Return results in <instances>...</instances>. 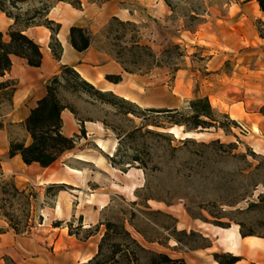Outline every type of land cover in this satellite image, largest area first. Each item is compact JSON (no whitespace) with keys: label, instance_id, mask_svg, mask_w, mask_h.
I'll use <instances>...</instances> for the list:
<instances>
[{"label":"rangeland","instance_id":"1","mask_svg":"<svg viewBox=\"0 0 264 264\" xmlns=\"http://www.w3.org/2000/svg\"><path fill=\"white\" fill-rule=\"evenodd\" d=\"M109 1H115L122 9L114 16L120 21L135 23L138 39L156 53L160 54L171 43L186 49V61L175 76L168 69H154L143 77L129 80L127 86L133 90L130 97L141 110L177 107L186 111L189 100L208 96L210 102L212 99L218 102L213 107L221 114H228L235 123L227 126V132L209 128L203 131V136L183 141L170 133L157 135L155 132L163 131L162 128L148 126L154 133L147 132L142 126L140 110L136 115L125 114L122 105L109 103L105 101L107 98L100 99L80 86V92H75L58 85L61 100L74 110L79 120L99 122L106 129L97 140L106 139L108 148L102 150L94 139L81 138L74 149L62 155L49 169L36 166L26 169L31 172L23 181L3 169L9 160L0 155L5 173L0 175V206H5L15 218L25 220V200L17 201L2 193L1 185L7 182L20 189L32 187V192L38 195L32 213V221L38 227L35 234L51 236L52 242L54 234L50 227L39 225L45 220V217L40 219L41 208L54 207L57 188L48 190V187L59 183L55 182L57 180H65L67 194L61 195L59 200L67 202L71 210L76 208L77 199L81 204L93 206L87 203V198L94 194L97 209L105 204L102 222L126 220L127 227L143 245L156 246L157 242H147L128 223L133 211L132 219L138 229L151 239L167 243L169 247L163 249L171 255L204 249L211 241L202 232L204 223L214 225L215 221H222L231 226L237 224L239 228L242 225L245 232L264 235V154L261 151L264 116L259 113L264 106V88L253 86V70L257 75L255 80L264 82L260 78L264 75V41L259 39L258 32L259 21L264 23V13L259 6L253 7V1L245 3L244 0H81L84 12L78 25L93 33L94 48L113 58L117 51L113 44L129 43L136 33L128 30L122 35L118 22L113 32H107L114 17L106 13ZM19 5L24 11L41 4L39 0H28ZM197 15L202 17L201 23L195 18ZM60 19L67 22L63 16ZM3 23L0 17V29L7 40L12 24L3 27ZM116 36L123 37L118 40ZM235 109L240 110L239 118L230 115ZM10 113L9 89L0 92V125L9 131L11 138L20 137L19 127L11 124ZM254 126L259 131H254ZM133 131V136H128ZM217 139L225 146L212 143ZM113 146L116 150L111 152ZM112 154H115V162L111 160ZM77 155L88 160L78 159ZM100 157H104V162H98ZM132 158H139L146 167ZM129 165L143 172L134 179L142 184L135 190V198L114 186V183L126 185L133 181L124 174ZM68 166L85 170L88 176L77 175ZM87 178L91 182H87ZM80 185L84 192L82 188L78 190ZM4 199L10 200L13 206ZM251 202L257 205H250ZM72 221L73 231L85 235L86 229H76L79 218ZM99 229L104 233L105 226ZM192 230L195 233L190 234ZM41 244L42 240L35 236L31 241L22 242L18 248L19 261L28 264L22 259L39 254L43 247L50 261L56 264L52 245Z\"/></svg>","mask_w":264,"mask_h":264},{"label":"trees","instance_id":"2","mask_svg":"<svg viewBox=\"0 0 264 264\" xmlns=\"http://www.w3.org/2000/svg\"><path fill=\"white\" fill-rule=\"evenodd\" d=\"M5 1L7 3H5ZM27 1L28 0H0V10L6 13L7 17L13 19V24L9 27L7 33L9 39L6 40L4 33L0 30V92L10 89L11 106L12 97L17 87V81L15 79L6 78V75L11 70L13 64L12 57L17 56L24 58L28 65L32 67L41 66L43 60L41 45L26 33L27 29L35 26L47 27L51 31L49 47L51 48L54 58L60 60L63 53L62 44L58 39L61 23L51 19L49 13L59 2L70 3L76 8H81L82 4L81 0H39L40 6L23 11L19 4ZM256 1L260 10L264 11V0ZM166 2L170 6L169 2ZM195 18L200 20V23L203 20L200 15L195 16ZM115 22H118L120 26L119 30L123 33L122 35L128 30L136 33L133 36L134 40L129 43L127 42L124 45L113 44L117 47L114 59L123 66L126 72L145 75L149 74L154 69H168L171 74L175 76L177 72L183 68L187 56L186 49L183 46L178 43H171L158 54L151 46L142 43L140 39H138V31L135 28L137 26L130 20L120 21L114 16L107 27V32H113L116 29ZM258 32L259 36L264 39V23L262 21L258 23ZM122 37L123 36H116L118 40H121ZM93 41L94 35L86 27L80 25H72L70 27L69 42L76 50H87L93 44ZM72 78L75 80L73 83L71 81ZM106 78L115 83L121 81V75H107ZM58 85L75 92H80V86L100 99L105 100V98H107L108 100L105 101L109 103L122 105L125 109V114L131 113L136 115L137 110H140L142 113L140 117H142L144 121L142 126L146 127L149 133L154 132L152 129L147 128L148 126L162 128L163 131L155 132L160 136H164V133H170L164 129H168L175 125L185 127L186 131H204L209 130V128H215L216 130L223 129L227 132V126L230 123H235L234 120L229 118L228 114H221L214 108L208 96H197L189 100L186 111L177 107H149L141 110L136 102L119 96L113 91H104L97 88L94 84L82 77L73 66L64 64L61 65L59 72L49 79L46 85L45 95L37 100L36 106L30 110L29 115L21 123L29 133L31 141L27 143L24 139L11 138L8 151L9 158L20 155L26 165L37 163L42 167H49L59 160L65 152L74 149L82 137H86V130L82 120L81 134L70 137L63 134V119L61 116L63 110L69 109L74 114L75 112L61 100L58 93ZM259 113L264 116V106L260 108ZM152 114L155 116L151 117ZM167 124H171V126L166 127ZM0 129H3L2 125H0ZM133 133L134 131L129 132L128 136L132 137ZM188 139L190 138L182 140L188 141ZM212 143H220V141L217 139ZM220 146L223 147L225 144L220 143ZM114 157L115 154L112 155L111 160L113 162H115ZM132 159L137 162L139 161V164H143V166L146 167L145 162H142V160L140 161L139 158ZM129 167L133 166L129 165ZM0 175L4 176L1 159ZM65 186H67L65 183H52L49 185L48 190L50 188H57L54 194V196H56L59 191L64 190ZM1 189L2 193L11 195V197L17 201L25 200V210L27 211L25 220L15 218L13 214L5 209V206H0V210L2 211L0 218L5 219L9 227L13 229L16 234H26L34 226L32 213L34 202L38 198L37 193L32 192V187L20 189L15 184L7 182L1 185ZM4 200L9 203L10 207L13 206L10 200ZM133 203H136V201H133ZM250 205L255 206L257 203L251 202ZM146 207L150 208L151 206L147 205ZM134 215L135 212L132 211L128 223L134 227L137 232L141 233L147 242H157L164 247H169L167 243L151 239L141 232L133 222L132 218ZM40 219H42V216H40ZM72 222L73 221L67 223L69 233L77 235L83 240L97 233L101 225L105 226V231L98 243V249L95 255L89 260L79 264H186L184 257H173L165 251L153 250L143 245L127 227L126 220H107L105 222L101 221L96 225L84 227L82 216H80V223L76 229H86V234L83 236L73 231ZM62 224L63 222L60 220L53 222V226L55 227L61 226ZM213 224L224 228L231 227L230 223L222 221H215ZM239 231L242 236L256 235L264 237L263 234L254 231L245 232L242 225H240ZM2 232V229H0V233ZM182 232L187 233L185 230H182ZM193 233L195 232L192 230L190 234ZM177 241L180 242L178 238ZM208 246H211V241L205 247ZM213 256L218 264H235L240 260L239 256L230 252H215ZM12 264L16 263L12 262Z\"/></svg>","mask_w":264,"mask_h":264},{"label":"crops","instance_id":"3","mask_svg":"<svg viewBox=\"0 0 264 264\" xmlns=\"http://www.w3.org/2000/svg\"><path fill=\"white\" fill-rule=\"evenodd\" d=\"M252 1L253 7L258 5L256 0L245 1V3ZM105 7L107 11L106 13L109 14V16H118L122 11L115 1H109ZM83 12V9L76 8L70 3L60 2L55 5L49 13V17L51 19L61 23L58 39L62 44L63 53L60 60L54 58L51 48L49 47L51 31L45 26L31 27L26 31L29 36L41 45L43 53L41 66L32 67L28 65L24 58L17 56L12 57L13 64L10 72L7 73L6 78L15 79L17 81V87L12 97L10 113L12 124L19 127L21 131L20 137L15 139H24L27 143L31 141L29 133L25 130L21 123L29 115L30 110L36 106L37 100L45 95L46 85L49 79L59 72L61 65L65 64L73 66L82 77L101 90L113 91L116 94H118V92H123L128 96H130L131 91L133 92V90L127 86L129 80H134V77H143L141 74L126 72L117 60L94 48L93 45L85 51H78L70 44L69 29L72 25H78L77 22L81 20ZM260 12L264 13V11L261 10ZM61 16H63L68 23H65L62 19H60ZM8 19L9 18L6 17L4 20L5 22H3L6 23L7 21L6 25L13 24V20L10 21ZM30 31L33 32V35L30 34ZM40 35L44 37V43L40 41ZM259 39L264 41L261 37H259ZM255 73L256 72L253 70V86H258L263 89L264 82H257L255 80L257 77ZM107 75H121V81L118 83L112 82L106 78ZM260 78L264 79V75H260ZM218 108L221 107L218 106ZM61 116L63 119V134L69 137L81 134V120H79L74 113H72L69 109H65L63 110ZM83 125L86 130V137H82L83 140L94 139V142L97 143V136L103 132L106 133V129L99 122L84 120ZM10 140L11 135L9 131L4 128L0 129V155L7 156L9 160V163L7 164L9 168L6 169L3 166V169H5V171L7 170V173L17 175L15 177L16 179L17 177H20V181L29 177V172L31 171L28 172L26 169L36 166L40 169L46 170L58 161L57 160L49 167H42L37 163L26 165L20 155L9 158L8 151ZM103 141L107 142L106 139H103ZM261 151L264 154V142L262 144ZM82 175L85 177L88 176L85 170H82ZM89 177H92V174H89ZM87 182H91L90 178H87ZM77 188L79 191H85L81 185ZM64 192L65 190L58 192L56 200L54 201V207L41 208V216L45 217V220L39 225L50 227L52 233L54 234L52 242L51 236L35 234V230L38 229L36 225H34L26 234L18 235L9 227V224L5 219L0 218V229L3 231L0 233V264H12V262H15L16 264H24L19 261L17 257V255H20L18 248L22 242L31 241L33 236L42 240L43 244H41V246L52 245L53 254L57 260L56 264H79L84 262V259H89L95 255L103 230L99 229L97 233L93 234L88 239L83 240L77 235L69 233L67 223L76 217L79 218L82 216L84 227L96 225L101 221L102 208L99 207L97 209L98 205L95 203L92 204L93 206L81 204L80 200L77 199L76 208L71 210V206L68 207L67 202L59 200L61 195H65ZM58 202H60L62 206L61 215L55 211ZM56 220L62 221L63 224L58 227L53 226V222ZM203 225L204 228H202V232L211 238V246L205 247L201 251H178L175 252V254L170 255L173 257H184L186 264H218L213 254L215 252H230L240 257V260L235 264H264V248L259 246L251 247L245 242L250 235L241 236L239 234V228L236 229L243 248H240L238 252H235L228 248L227 244L221 242V235L223 232L219 230L218 227L206 223ZM232 228L233 225L229 229ZM41 248L44 250L43 247ZM151 248L157 251H165L163 249L165 247H162V245L158 243H156V246H152ZM43 250L39 254L31 256L30 258H23L22 260L28 264H53V262H51L48 258L46 252ZM26 251L31 252L29 249Z\"/></svg>","mask_w":264,"mask_h":264},{"label":"bare ground","instance_id":"4","mask_svg":"<svg viewBox=\"0 0 264 264\" xmlns=\"http://www.w3.org/2000/svg\"><path fill=\"white\" fill-rule=\"evenodd\" d=\"M0 17H1L2 22H3L7 16H5L3 12H1ZM7 18H9V17H7ZM8 20L12 21L13 19L9 18ZM6 24H7V21H6V23H3V27H5ZM39 39L42 43H44V40H45L44 37H42L40 35ZM118 94L120 96L126 98V99L134 101L133 98H131L130 96L126 95L123 92H118ZM211 104L213 106H215L218 104V102L216 100L212 99ZM240 114L241 113H240L239 109H235L230 113L231 117H233V118H239ZM164 130H167L168 132L172 133L175 137L182 138V139L196 138L199 136H203L205 134V132H203V131H186V130H183V126H178V125L172 126L168 129H164ZM254 131H259V128L257 126H254ZM97 145L102 150H107V148H108L106 142H104L103 140H98ZM115 150H116V146H113L111 152H114ZM77 158L82 159V160H88V158H85L83 155H77ZM104 160H105L104 157H100L98 162L102 163V162H104ZM5 168L8 169L9 166L7 165ZM68 169L70 171L76 173L77 175H82V171L80 169L69 167V166H68ZM114 170L119 171L117 168H114ZM138 173L141 175L143 174L141 169L135 168V167H129L128 171L124 172V174L129 179H131L133 181L129 184H126V185H119V184L114 183L115 188L118 190H121L124 193H127L129 196H132V198H135V194H134L135 190L142 185V184L134 181V179L137 177ZM46 182H49V181H46ZM55 182L63 183L66 181L65 180H57ZM64 193L67 194V191H65ZM94 196H95L94 194H90L87 198V203L94 204V202H96ZM68 207H69V204H68ZM104 207H105V204L100 205V208H104ZM55 211L59 215L62 214V206H61L60 202H58ZM213 226L218 227V229L223 232L221 235V242L227 244L228 248H230L231 250H233L235 252H238L240 248H243V246L240 243L239 235L236 232V229L239 228V225H237V224L233 225L232 229H229L230 227L224 228V227H220V226H216V225H213ZM239 234H240V232H239ZM245 242H246V244H248L251 247L259 246L261 248H264V237H260V236H256V235H250V237L248 239H246ZM89 259H84V262L89 260Z\"/></svg>","mask_w":264,"mask_h":264}]
</instances>
